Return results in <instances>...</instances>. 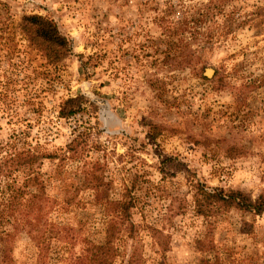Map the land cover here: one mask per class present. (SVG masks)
Returning <instances> with one entry per match:
<instances>
[{"label": "rangeland", "instance_id": "rangeland-1", "mask_svg": "<svg viewBox=\"0 0 264 264\" xmlns=\"http://www.w3.org/2000/svg\"><path fill=\"white\" fill-rule=\"evenodd\" d=\"M34 13L71 40L62 61L21 31ZM80 94L83 109L61 116ZM81 132L98 190L61 159ZM17 147L59 155L37 170L58 202L48 217L74 238L43 255L21 228L0 238V264H99L76 257L127 200L110 264H264V212L196 202L200 182L264 194V0H0V156Z\"/></svg>", "mask_w": 264, "mask_h": 264}, {"label": "trees", "instance_id": "trees-1", "mask_svg": "<svg viewBox=\"0 0 264 264\" xmlns=\"http://www.w3.org/2000/svg\"><path fill=\"white\" fill-rule=\"evenodd\" d=\"M20 29L30 44L51 63L62 61L72 52L71 40L61 32L57 22L52 18L37 13L25 14L22 17ZM87 100L84 94L67 98L61 105L60 115L68 117L75 114L83 109L82 104ZM88 137L87 132H81L75 136L67 144L61 159L80 160L82 163L79 167L82 169L81 172L85 173L82 186L98 190L100 184L99 176L96 174L98 169L95 168L96 163L86 169L87 160L83 156V150L89 144ZM57 157H59L57 153L43 152L32 147H17L0 156V238L12 237L19 229L24 228L39 246L43 255L54 239L72 243L73 227L60 224L48 217L49 212L55 207L54 203L58 202L47 193L42 175L37 170L46 158L55 159ZM18 171L25 173L21 181L16 175ZM80 187L75 188L79 190ZM73 199L67 196L62 204H69ZM196 202L199 207L198 211L201 213L213 205L235 206L255 214L264 212V194L253 199L241 190L210 189L201 182L196 186ZM110 203L122 207V212L120 215L113 216L108 222L105 242L92 244L90 248L84 249V252L76 257L81 263L90 260V263L110 264L115 258L114 237L119 222L116 218L127 219L134 203L131 200ZM7 220L14 225L10 230L3 229ZM8 255V252H5L4 259ZM132 263L131 261L129 264Z\"/></svg>", "mask_w": 264, "mask_h": 264}, {"label": "water", "instance_id": "water-1", "mask_svg": "<svg viewBox=\"0 0 264 264\" xmlns=\"http://www.w3.org/2000/svg\"><path fill=\"white\" fill-rule=\"evenodd\" d=\"M211 72H212V71H211ZM211 72H208V74H211ZM85 90L91 95V93H90L89 90H88L87 85L85 86Z\"/></svg>", "mask_w": 264, "mask_h": 264}]
</instances>
